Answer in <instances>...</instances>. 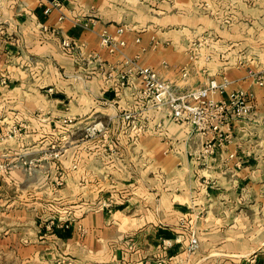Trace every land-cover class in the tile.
<instances>
[{"label":"crops","instance_id":"0c3cea01","mask_svg":"<svg viewBox=\"0 0 264 264\" xmlns=\"http://www.w3.org/2000/svg\"><path fill=\"white\" fill-rule=\"evenodd\" d=\"M60 1L70 18L124 39V53L177 94L227 75L231 88L255 93L256 109L202 157L204 138L146 108L142 76L125 78L131 65L95 32L39 0H0V212L14 220L4 234L0 221V241L13 226H44L54 204L67 226L37 229L27 248L48 243L69 264H264V252L241 248L257 234L264 193V86L248 76L249 67L264 74V0ZM14 128L20 136H4Z\"/></svg>","mask_w":264,"mask_h":264},{"label":"built area","instance_id":"2783aa9c","mask_svg":"<svg viewBox=\"0 0 264 264\" xmlns=\"http://www.w3.org/2000/svg\"><path fill=\"white\" fill-rule=\"evenodd\" d=\"M46 14L58 11L60 19H70L75 25L82 26L95 32L101 41V44L111 52H120L126 58V63L131 65L124 74L127 78L129 74H138L143 78V87L140 91L141 98L146 102V108L163 109L167 116L175 123L189 125L192 131L204 138V145L201 150L202 157L212 153L215 143H229L232 136L233 124L236 120L249 119L253 115L255 104V93L253 91L231 88L233 81L227 76L222 75L220 79H211L204 87L192 89L186 95L176 93L174 87L167 81L160 78L158 73L149 66H144L138 60L128 57L123 48L126 45L124 39H119L108 32L107 29H96V19L91 18L82 20L80 18H70L63 9L60 0H39ZM124 28L118 29V33H123ZM208 38L200 40L198 47L207 43ZM63 45L71 47V41L65 39ZM93 58H98L97 53L91 54ZM207 59H210L208 56ZM247 63L241 61L240 65ZM189 70L186 67L183 70V76L187 77ZM248 76L252 81L260 86H264L263 72L248 68ZM3 82L6 83L5 79ZM228 93L227 97H219ZM129 117V116H128ZM139 127H141L139 129ZM143 130L144 126H139ZM13 129V133L17 132ZM12 136V135H11ZM105 205H110L107 203ZM198 238L192 234L190 249L193 251L198 247ZM155 264H175L170 261L160 260Z\"/></svg>","mask_w":264,"mask_h":264},{"label":"rangeland","instance_id":"374dc122","mask_svg":"<svg viewBox=\"0 0 264 264\" xmlns=\"http://www.w3.org/2000/svg\"><path fill=\"white\" fill-rule=\"evenodd\" d=\"M13 130H9L5 132V137L11 138V137H15L14 135L20 136V131L17 130L16 133L12 132ZM12 135V136H11ZM264 138V136H263ZM261 144H259V146H256V152H258L259 154L264 155V139L263 141H260ZM57 152V147H50L49 149V153L51 154H55ZM8 164V162H2L0 163V169H4L6 167V165ZM11 179L9 178V182H6L7 186H11L12 183L10 182ZM55 185H58V179H53ZM262 184L264 185V180L262 182ZM10 189V188H8ZM5 192V190L3 191V193ZM10 192V190H9ZM6 196H2L1 198L3 200H7L8 199V194L5 193ZM258 202L260 207L258 208V211H252L253 212V216L256 215L258 216L257 218V234H252L251 237V241L250 240H246V241H242L241 244V248L245 249V251H243V253H246L247 257L249 256V254L255 253L253 252L254 250L258 249L256 251L257 252H264V244H263V240H264V193L261 194V192L259 193V197H258ZM54 205V204H53ZM53 205H51V210L49 217L47 216V218L49 220H45V225L44 226H40L39 228L36 227V225H24L21 226L20 224L18 226H13L12 229V236H11V241L10 240H2L0 241V264H69L66 263L64 261V259L59 256L57 254V251L55 252L54 248H49L47 249V245L48 243H42L40 244L39 248H35L32 250V248H27V246L29 244H31L30 242V238L33 237V233L37 234L39 233V231L37 229H42V228H46L47 231H52L53 229H55L57 226L59 227H65L66 224H68L67 222L64 221H57L54 220L55 218L54 216H59L58 214V210L56 208H58L55 204L56 207H54ZM263 207V208H262ZM227 210L226 209H220L218 211H214V214L217 215V217L221 214H223V216H228V214L226 213ZM51 216V217H50ZM10 212L8 210H4L2 212H0V221H3L2 224L4 223V225H2V229L1 232L4 234L6 232H9V228L10 226L7 223H10V221H14L12 218L10 219ZM13 217L15 219H17V221H21L22 218L25 217V213L24 212H15L13 211ZM23 220V219H22ZM248 220V218L246 219ZM244 220V221H246ZM254 222V219L252 218V224ZM67 226V225H66ZM242 230H246L249 231V226L245 227H241ZM253 229V227H252ZM245 232V231H244ZM9 234V233H8ZM249 235V234H247ZM255 236L257 237V242L254 241L255 240ZM29 241V242H28ZM36 244V242H35ZM45 245V248H43L41 245ZM43 249H45V251H42ZM53 251L54 254H50L48 252ZM243 259V258H242Z\"/></svg>","mask_w":264,"mask_h":264}]
</instances>
